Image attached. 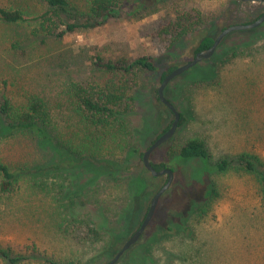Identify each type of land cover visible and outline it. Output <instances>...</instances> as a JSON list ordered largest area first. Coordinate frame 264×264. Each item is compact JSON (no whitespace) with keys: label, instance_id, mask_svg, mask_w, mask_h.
<instances>
[{"label":"rangeland","instance_id":"374dc122","mask_svg":"<svg viewBox=\"0 0 264 264\" xmlns=\"http://www.w3.org/2000/svg\"><path fill=\"white\" fill-rule=\"evenodd\" d=\"M36 2L38 0H0V5H17L33 11ZM117 2L122 7L118 18H100L92 27L82 26L85 19L76 21L77 28L58 39L43 35L34 38L28 26L10 27L0 23V100L5 96L19 102L23 95L35 91L55 108V121H59L64 132L78 129L76 117L71 118L70 112L66 113L70 102L65 97L68 84L102 85L109 79V74L95 64L96 58L102 62H116L121 58L131 60L146 55L152 57L160 69L159 72L138 73L137 88H132L136 95L131 106L134 111L127 115L135 136L132 138L129 134L125 138L135 140L137 154L129 157L126 175L131 172L144 180L141 193L130 199L127 207L128 200L119 187H115L114 182L104 181L105 178L99 179L96 186L107 187L111 202L101 203L105 194H99L94 198L98 204L95 206L90 202V207L88 202H83L80 192L75 195L74 187L68 183L62 169L43 174V179L48 181L43 187L55 186L51 194L46 190L36 192L22 179L18 194L9 197V201L5 198L0 201V246L20 247L24 243H34L40 252L20 264H49L53 258L79 260L81 264H106L120 249L113 247L104 252L108 234L125 240L141 224L154 194L166 181V176L153 177L146 171L138 156L173 120V114L157 99L161 74L172 66L191 61L194 46L206 31L200 30L195 36L171 45L172 36H163L159 32L174 19L176 11L198 10L203 27L210 30L214 23L218 28L211 32L213 38L222 27L251 23L264 12V2L254 0ZM83 6L84 3L82 9ZM82 9L79 8L77 16L87 12L86 8ZM62 19L74 22L66 16ZM13 43L17 44V51L24 52L27 58L24 66L27 65L29 74L32 73L30 77L33 76L25 84L26 79L19 80L21 76L11 81L12 70H21L12 59ZM226 55H234V59L221 65L220 60ZM50 56L54 58L52 62ZM193 79L211 81L195 90H191V86L183 89V85ZM4 80L7 82L3 83ZM164 96L185 122L151 153L150 161L170 168L174 173L173 180L161 195L143 235L116 264H264L261 186L254 173L240 170L234 161L238 155L246 153L255 157L256 170H264V22L254 29L226 35L210 58L170 82ZM81 131L85 133L84 129ZM190 138L205 142L212 163L231 162L228 170L204 176L199 159L181 161L177 158L173 152ZM103 139L111 145L116 144L109 135ZM117 143L116 152L121 156L118 148L125 142ZM3 149L0 148V159L4 157L15 164L21 158V153L6 154ZM44 154L35 151L29 160L44 164L47 160L42 158ZM66 157L68 163L75 161L69 155ZM206 184H211L217 196L210 202L206 214L191 220L187 226L183 221L185 217L189 218L191 193L205 191ZM58 190L62 191L63 197ZM69 196L74 197L76 207L68 205ZM65 204L80 219H85L87 213L90 215L94 205L93 208H98L102 217L108 219L105 228L108 232L98 237L88 233L89 226L85 223L68 225L70 228L67 229L63 226L60 230L56 225L48 227L51 209L53 213L55 208L64 211ZM11 210L19 213L12 215ZM0 264L8 263L0 258Z\"/></svg>","mask_w":264,"mask_h":264},{"label":"trees","instance_id":"16d2710c","mask_svg":"<svg viewBox=\"0 0 264 264\" xmlns=\"http://www.w3.org/2000/svg\"><path fill=\"white\" fill-rule=\"evenodd\" d=\"M83 3V9L86 8L87 12L77 16L78 10L79 8L82 9L81 5ZM119 9L121 10L122 7H120L117 0H38L32 6L33 11H28L27 9L25 11L23 7L17 5L15 7L0 5V23L10 27L17 25L28 26L32 32L31 36L34 38L43 35L58 39L74 31L77 28L76 21L79 22L85 19L86 22L82 26L92 27L100 18H104L103 20L111 17L118 18ZM62 16H66V18L74 20V22L65 21ZM90 20L93 21V24L89 22ZM201 20V15L196 9L176 11L174 19L164 25L159 34L172 36L171 45H175L183 38L193 37L200 30H206L194 46L193 55H195L212 45L214 38L210 34L213 30L218 29L214 23L211 27L212 29H210L211 31L206 29L205 26H202ZM221 30H223V27ZM12 48L15 56H12L13 62L21 66V70L16 71L20 74H16L11 69L14 73L11 81L15 77L17 79L21 76L19 80L26 79L23 83L25 84L33 77H30L32 73L31 75L29 74L31 71L27 65L24 66V61L27 58L24 56L23 51H17V44L13 43ZM233 56H224L220 60L221 65L231 62V59H234ZM49 58L51 62L54 59L52 56ZM95 64L109 74V79L104 84L69 83L68 87H66L65 97L70 101L68 102L69 106L66 108V113L67 111L70 112L71 118L76 117L77 130L73 128L75 130L64 132L62 126L58 125L59 121H55L57 117L55 108L35 91L23 95L19 102L11 101V98L5 96L2 97L0 100V148L4 147L3 150L6 154H11V152L21 153V158L15 164L7 161L4 157L0 159V201L4 198L9 201V197L18 194L21 188L19 184L22 179L27 182V186L36 190V192L46 190L51 194L52 191L54 192L55 186L50 184L48 188H45L48 185L46 184L48 181L43 179L45 178L43 174L56 172L61 169L65 171L68 183L74 187L75 195L80 192L83 202L86 201L89 204L92 202L95 203V206L98 203L94 201V198L99 194H105L101 203L106 201L110 203L111 200L109 199L112 198L110 191L106 192L107 187L96 186L99 179L105 178L104 181L114 182L115 187H119V191L123 192L125 200H128L127 207L130 204V199L137 197L141 193L145 185L144 180L136 177L131 172L126 175V171L129 169L125 165L129 161V157L133 158L137 154V148L134 147L135 140L128 141L125 138L129 134L132 138L135 136L132 125L130 127V123L127 121V115L134 111L131 106L135 102L136 95L134 92L132 93V88L135 86L137 88L138 73L159 72L160 69L154 59L146 55L131 60L121 58L116 62H102L99 58H96ZM174 68L176 66L163 71L160 81L162 82ZM192 68L179 76L188 74ZM209 71L212 72V69L210 68ZM34 81L35 85H38V82ZM192 81L183 85V89L191 86V90H195V88L211 81V79H193ZM6 82V80L3 81V83ZM62 93L64 94V91ZM182 122H185V118L180 115L178 126ZM171 123L157 137L167 131ZM83 129L85 133L81 131ZM108 135L116 143L115 145H111L103 139ZM117 141L125 142L122 148H118L121 151L119 152L121 156H118L116 152ZM39 150L42 153L45 152L44 155L49 156L48 158L44 155L42 156L44 161L47 159L44 164L36 163L35 159L33 161L29 160V157L35 151L40 152ZM138 154L142 158L143 153ZM173 154L177 158L182 159L181 161L199 159L202 162L201 174L203 173L204 176L225 172L231 164V162L226 160L212 163L205 142L198 138L186 140ZM67 155L71 156L75 161L68 163ZM64 160L66 164H64ZM255 160L254 156L243 153L238 155L234 161L240 170L254 173L257 177L261 186L260 203L264 212V170H256ZM152 165L156 170L164 168V165L153 163ZM206 185L205 191L191 193L189 218L185 217L183 221L187 226L191 220L195 221L205 215L210 202L217 196V192L211 184ZM60 191L58 190V193L63 197L62 191ZM76 191L78 192L76 193ZM67 199L69 200L68 205L75 206L73 204L74 197L69 196ZM68 205H63L64 211L60 208H55L53 213L51 209V213L48 214V227L56 225V228L60 230L63 226L67 229L70 228L68 225L85 223L89 226L88 233L98 237L108 232L105 229L108 219L102 217L101 211L98 208H93L95 207L94 205L91 209L93 217L91 214L85 213V219L81 218L82 220L69 210ZM88 206L91 207V204ZM9 212L12 215L19 213L18 210ZM104 212L107 213L105 209ZM123 212L125 213V211ZM107 237V243L104 244V252L113 247L121 249L120 244L124 241V238L119 239L110 233ZM38 253L40 252L34 243H24L20 247L0 246V258L8 264H20V262L29 257L39 255ZM48 263L81 264L79 260L66 261L60 258H53Z\"/></svg>","mask_w":264,"mask_h":264},{"label":"water","instance_id":"95a60500","mask_svg":"<svg viewBox=\"0 0 264 264\" xmlns=\"http://www.w3.org/2000/svg\"><path fill=\"white\" fill-rule=\"evenodd\" d=\"M263 22H264V12L260 17H258L256 20L252 21L251 23L234 24L226 27L215 37L212 45L208 49L196 53L191 61L186 62L183 65L174 68L170 73L166 75V77L160 83L159 87L157 88L158 99L173 114V120L169 129L164 133H162L159 137H157L143 152L142 163L144 168L153 177L166 176V181L163 184V186L154 194L150 202L149 208L147 210V213L144 219L142 220L141 224L139 225V227L135 230V232L132 233L129 239L122 245L121 249L116 253V255L106 264H116L119 258L123 255V253L127 251L139 239V237L142 235V233L145 231L146 227L148 226L149 222L151 221L161 195L169 188L173 180L174 173L170 168L164 167L160 170H156L150 161L151 153L173 136L180 121V113H178L175 107L164 96L165 87L171 82V80H173L177 76L181 75L185 71L194 67L199 62L210 58L213 55L219 43L221 42V40L229 33L235 31H245V30L254 29L260 26Z\"/></svg>","mask_w":264,"mask_h":264},{"label":"flooded vegetation","instance_id":"af4514ba","mask_svg":"<svg viewBox=\"0 0 264 264\" xmlns=\"http://www.w3.org/2000/svg\"><path fill=\"white\" fill-rule=\"evenodd\" d=\"M255 1H260V0H255ZM260 2H264V1L262 0V1H260ZM221 31H222V30H221ZM221 31H220V32H221ZM220 32H219V33H220ZM214 39H215V38H214ZM193 57H194V56H193ZM182 74H183V73H182ZM171 81H172V80H171ZM173 106H174V105H173ZM165 107H166V106H165ZM166 108H167V107H166ZM167 109H168V108H167ZM149 223H150V222H149ZM148 225H149V224H148ZM146 228H147V227H146ZM134 232H135V231H134ZM131 235H132V233H131V234H130V235H129V236H128L123 242H122V245H123L128 239H129V237H130ZM142 235H143V233H142ZM142 235H141V236H142ZM141 236H140V237H141ZM140 237H139V239H140ZM139 239H138V240H139ZM138 240H137V241H138ZM137 241H136L135 243H137ZM135 243H134V244H135ZM134 244H133V245H134ZM122 245H121V247H122ZM133 245H132V246H133ZM132 246H131V247H132ZM108 262H109V261H108Z\"/></svg>","mask_w":264,"mask_h":264}]
</instances>
